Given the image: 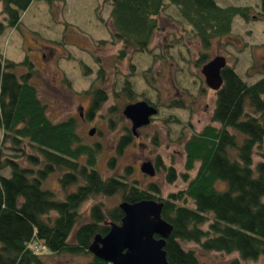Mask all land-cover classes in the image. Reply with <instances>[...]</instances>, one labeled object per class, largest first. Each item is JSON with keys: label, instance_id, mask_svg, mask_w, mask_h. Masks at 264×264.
Returning a JSON list of instances; mask_svg holds the SVG:
<instances>
[{"label": "trees", "instance_id": "trees-1", "mask_svg": "<svg viewBox=\"0 0 264 264\" xmlns=\"http://www.w3.org/2000/svg\"><path fill=\"white\" fill-rule=\"evenodd\" d=\"M32 1L0 0L6 20L0 21V35L6 28L19 26ZM108 1L116 30L113 37L138 52H147L166 4L176 9L205 50L214 39L231 33L235 17L249 18L248 8L221 7L215 0ZM260 8L264 15V0ZM205 58L204 54L201 60L206 62ZM17 66L0 55V129L14 150H21V144L28 141L36 153L28 155L34 167L0 158V264H44L34 249L39 243L53 254L89 253L95 236L106 235L112 223H121L124 213L119 208L104 211L94 206L92 221L80 226L75 243H70L84 202L117 194L130 203L157 200L152 193L157 189L151 185L147 191L126 177L104 178L97 169L98 145L82 143L74 118L54 123L32 83L34 71L18 76ZM222 77L212 117L220 127L207 125L185 145L186 170L192 171L198 163L196 175L190 179L185 174L184 190L157 200L164 203L163 218L174 227L165 245L169 264H200L196 253L184 248L186 243L197 244L205 252L238 253L240 259L230 264L264 256V156L256 166L253 159L264 141L260 120L264 118V77L248 84L230 66L222 70ZM124 91L132 93V88L127 84ZM107 98L105 91H94L89 115L98 112ZM133 136L128 131L120 138L117 155L133 143ZM114 163L115 158L110 159L109 166ZM37 165L42 166L37 169ZM5 169L10 170L9 175L2 173ZM59 169L66 171L60 178L63 188L78 185L62 201L44 187V181ZM170 171L171 182L175 174ZM94 262L101 261L94 258Z\"/></svg>", "mask_w": 264, "mask_h": 264}, {"label": "rangeland", "instance_id": "rangeland-1", "mask_svg": "<svg viewBox=\"0 0 264 264\" xmlns=\"http://www.w3.org/2000/svg\"><path fill=\"white\" fill-rule=\"evenodd\" d=\"M215 1L221 7H246L249 18L235 17L231 33L214 39L208 50L169 4L158 17L159 29L147 52H138L113 37L116 30L108 0H33L22 13L19 26L6 28L0 35V55L18 64L14 69L18 76L34 71L32 83L54 123L74 118L82 143L98 145L101 152L97 169L104 178L126 177V181H137L147 191L155 185L157 192L152 193L157 200L168 199L170 194L187 187L184 175L192 179L199 168L197 163L192 171L186 170L188 139L207 125L220 127L212 121L218 91L207 86L203 66L222 56L227 66L246 83L253 84L264 77L261 0ZM0 21L6 23L2 3ZM204 54L206 62L201 60ZM127 84L132 93L124 91ZM97 89L105 91L108 98L98 112L89 115ZM139 101L156 106L158 114L148 126L138 130L133 143L119 156L116 150L120 138L128 131L133 135L132 123L124 116V109ZM260 120L264 124V118ZM92 130L94 134L90 135ZM3 133L0 129V158L5 161L9 157L23 166L34 167L28 155L36 151L29 142L24 141L21 150L16 151L12 142L4 140ZM263 156L264 141L254 151V166ZM112 158H115L113 167L109 166ZM85 160L83 157L81 162ZM146 161L156 167L154 177L141 172V165ZM170 170L175 174L171 182ZM9 171L5 169L2 173L9 175ZM65 173L59 169L44 181V187L61 201L78 188V185L62 187L60 178ZM122 201V194H117L98 195L84 202L69 242L75 243L78 228L92 221L94 206L112 211ZM203 228L207 229V225ZM184 248L193 250L200 264H230L240 259L238 253L205 252L194 243H186ZM34 249L44 264H90L95 258L90 252L53 254L41 243ZM240 261L241 264H264V256L256 261Z\"/></svg>", "mask_w": 264, "mask_h": 264}, {"label": "water", "instance_id": "water-1", "mask_svg": "<svg viewBox=\"0 0 264 264\" xmlns=\"http://www.w3.org/2000/svg\"><path fill=\"white\" fill-rule=\"evenodd\" d=\"M227 66L225 57L218 56L202 68L206 84L214 91L223 86L222 70ZM124 116L132 123V133L148 126L158 114L156 106L139 101L127 105ZM94 134V130L90 135ZM141 172L150 177L156 175L151 161L141 165ZM164 203L157 200H142L135 203L122 201L119 209L124 213L121 223L110 225L109 232L96 235L88 251L100 263L90 264H169L165 245L173 232V225L163 216Z\"/></svg>", "mask_w": 264, "mask_h": 264}]
</instances>
